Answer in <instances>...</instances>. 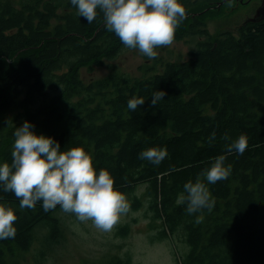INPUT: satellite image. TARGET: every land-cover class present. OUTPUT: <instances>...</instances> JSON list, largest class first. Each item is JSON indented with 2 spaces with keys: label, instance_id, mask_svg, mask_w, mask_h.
Returning a JSON list of instances; mask_svg holds the SVG:
<instances>
[{
  "label": "trees",
  "instance_id": "16d2710c",
  "mask_svg": "<svg viewBox=\"0 0 264 264\" xmlns=\"http://www.w3.org/2000/svg\"><path fill=\"white\" fill-rule=\"evenodd\" d=\"M187 1L179 0L191 20L175 32L178 40L201 18ZM242 26L215 38L204 32L187 59L162 73L131 82L116 72L86 84L82 67L102 66L125 48L102 15L89 24L70 0H0V139L14 140L15 128L28 121L62 151L83 148L97 174L107 170L125 196L148 185L150 211L165 225L161 237L183 232L188 252L179 264H264V21ZM154 91L166 93L156 107ZM134 96L146 99L135 112L127 107ZM242 134L243 155L227 152L225 145ZM151 147L167 149L159 165L140 159ZM1 149L0 164H11L12 145ZM220 155L230 176L215 184L200 177L214 206L188 214L176 204L178 194ZM133 202L135 210L144 203L137 196ZM19 203L0 184V204L17 216L15 237L0 240V264H10L5 252L14 245L29 251L39 226L51 241L63 237L59 206L45 211L42 201L35 209ZM127 233L128 227L119 231Z\"/></svg>",
  "mask_w": 264,
  "mask_h": 264
},
{
  "label": "clouds",
  "instance_id": "9594fccd",
  "mask_svg": "<svg viewBox=\"0 0 264 264\" xmlns=\"http://www.w3.org/2000/svg\"><path fill=\"white\" fill-rule=\"evenodd\" d=\"M76 15L89 24L102 15L105 27L114 33L127 49L138 50L152 60L158 56L156 49L173 44L179 24L186 19L185 7L179 0H70ZM164 91H154L151 106L156 107L164 98ZM144 97H132L127 107L135 112L145 103ZM33 125L25 121L15 128L11 151V164H0V184L5 192L14 193L21 209H35L42 201L45 211L59 206L72 214L80 223L91 221L102 231L110 232L120 218L130 211L124 194L115 190L110 173L97 171L91 156L81 147L62 151L51 137L36 135ZM215 137V132L211 138ZM228 140L227 134L223 137ZM248 147L245 135L227 143L225 149L243 155ZM168 155L167 149L151 147L140 153V159L159 165ZM220 155L209 169L199 174L195 182L188 181L178 194L176 204L186 205V212L194 214L214 206L206 184L226 180L231 173ZM17 216L11 207L0 204V240L14 238ZM199 222V218L197 219Z\"/></svg>",
  "mask_w": 264,
  "mask_h": 264
},
{
  "label": "rangeland",
  "instance_id": "374dc122",
  "mask_svg": "<svg viewBox=\"0 0 264 264\" xmlns=\"http://www.w3.org/2000/svg\"><path fill=\"white\" fill-rule=\"evenodd\" d=\"M221 7L220 10L206 12L197 20L194 30L189 36L178 40L166 48L156 49L158 56L149 60L138 50L124 48L118 57L104 59L102 66L92 64L81 68V75L86 84L101 81L116 72L131 82L144 79L156 73H162L166 64L185 60L197 41H205L202 34L206 32L211 38L222 32L237 33V29L253 17L261 1H253L247 5H236L229 0H189L186 8L193 14L202 13L211 3ZM228 2V3H227ZM191 20V18H190ZM190 20L182 21L176 29H187ZM187 34V33H186ZM195 37L191 39V37ZM14 140L0 139L1 147L13 145ZM148 185L136 187L133 194L125 197L130 205L127 215L120 218L119 223L110 231L96 229L91 221L80 223L72 214L60 209L55 213L61 226L63 237L58 241L48 239L49 230L39 226L35 231L33 245L29 251H22L15 245L12 252L6 253L10 264H112L115 260L131 264H179L188 252L182 230L174 236L162 238L165 230L163 221L155 219L149 208V199L145 196ZM143 199L139 210L131 208L135 197ZM128 227L126 235L119 231Z\"/></svg>",
  "mask_w": 264,
  "mask_h": 264
},
{
  "label": "flooded vegetation",
  "instance_id": "af4514ba",
  "mask_svg": "<svg viewBox=\"0 0 264 264\" xmlns=\"http://www.w3.org/2000/svg\"><path fill=\"white\" fill-rule=\"evenodd\" d=\"M232 1H236V5H247V4H250L251 2H253V1H258L259 2V0H232ZM232 1H230V2H232ZM228 3V2H227ZM217 4H218V2L216 3V4H214V3H211L210 4V6H209V8H207V10L209 9L210 11H212V10H214V8L216 9V10H220V8L221 7H219V6H217ZM259 7V6H258ZM257 7V8H258ZM206 10V11H207ZM216 10H214V11H216ZM196 16H198V17H202V16H204V11L202 12V13H196L195 14ZM244 24V23H243ZM242 24V25H243ZM240 26L238 29H237V31L240 29V28H242V27H244V26Z\"/></svg>",
  "mask_w": 264,
  "mask_h": 264
},
{
  "label": "water",
  "instance_id": "95a60500",
  "mask_svg": "<svg viewBox=\"0 0 264 264\" xmlns=\"http://www.w3.org/2000/svg\"><path fill=\"white\" fill-rule=\"evenodd\" d=\"M229 1H232V0H229ZM262 21H264V0L262 4L260 5V7L257 8L254 16L247 19L243 25H246L250 22L254 23V22H262Z\"/></svg>",
  "mask_w": 264,
  "mask_h": 264
},
{
  "label": "bare ground",
  "instance_id": "6f19581e",
  "mask_svg": "<svg viewBox=\"0 0 264 264\" xmlns=\"http://www.w3.org/2000/svg\"><path fill=\"white\" fill-rule=\"evenodd\" d=\"M260 1H261V4H262L263 0H260Z\"/></svg>",
  "mask_w": 264,
  "mask_h": 264
}]
</instances>
